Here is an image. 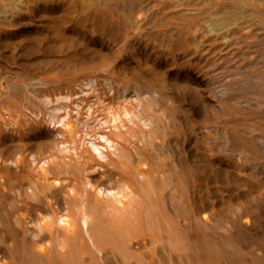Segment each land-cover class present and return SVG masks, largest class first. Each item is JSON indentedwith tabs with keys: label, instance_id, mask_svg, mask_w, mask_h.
<instances>
[{
	"label": "rangeland",
	"instance_id": "1",
	"mask_svg": "<svg viewBox=\"0 0 264 264\" xmlns=\"http://www.w3.org/2000/svg\"><path fill=\"white\" fill-rule=\"evenodd\" d=\"M0 264H264V0H0Z\"/></svg>",
	"mask_w": 264,
	"mask_h": 264
},
{
	"label": "bare ground",
	"instance_id": "2",
	"mask_svg": "<svg viewBox=\"0 0 264 264\" xmlns=\"http://www.w3.org/2000/svg\"><path fill=\"white\" fill-rule=\"evenodd\" d=\"M99 140H101L103 142V144L106 145V147L104 146L103 149H100L101 147L99 148V146L97 144L92 142L90 144V153L94 158L103 159L105 152H107L108 149H110V150L112 149V142L110 140H108V138L106 136H101ZM112 152H114V151H112ZM105 161H107V160H105ZM90 187H91V190L93 192H95V195H97L99 198L112 200L117 205L122 204L121 199L125 197L124 193L125 192L128 193V188H125V189L122 188L123 191L118 193V192H114L111 190H108V191H106L104 189L101 190L100 188L93 187V185H90ZM90 219L91 218H89L86 208L85 209L82 208V212L79 214L78 217H73L71 215L60 216L56 220V222H57L56 224H57V226H59V227L61 226L64 228L71 226L75 230L80 231L87 238L88 243L91 245V247H94V240H93L94 238L90 234L91 233L90 232Z\"/></svg>",
	"mask_w": 264,
	"mask_h": 264
}]
</instances>
